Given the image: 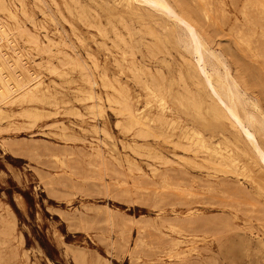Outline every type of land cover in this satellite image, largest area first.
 Returning a JSON list of instances; mask_svg holds the SVG:
<instances>
[{
	"label": "rangeland",
	"instance_id": "obj_1",
	"mask_svg": "<svg viewBox=\"0 0 264 264\" xmlns=\"http://www.w3.org/2000/svg\"><path fill=\"white\" fill-rule=\"evenodd\" d=\"M2 2L0 21L10 39L0 36L6 71L24 80L38 77L53 97L0 105V264H264V222L258 220H264V170L230 120L212 117L214 101L180 41L182 27L148 6L129 10L120 0ZM168 2L221 50L260 110L247 109L261 118L264 34L255 11L248 8L251 19L245 20V0H227L228 20L214 28L202 14L205 0ZM146 85L168 96L171 110L164 117ZM123 98L150 131L130 124L117 103ZM195 101L202 102L199 114ZM190 127L214 142L224 133L246 154L239 152L237 167L217 165L183 138ZM259 141L264 149V134ZM244 164L257 184L240 175Z\"/></svg>",
	"mask_w": 264,
	"mask_h": 264
},
{
	"label": "bare ground",
	"instance_id": "obj_2",
	"mask_svg": "<svg viewBox=\"0 0 264 264\" xmlns=\"http://www.w3.org/2000/svg\"><path fill=\"white\" fill-rule=\"evenodd\" d=\"M3 0H1L2 2ZM189 1V0H187ZM196 1V0H195ZM199 1V0H198ZM238 1V0H237ZM70 2V1H69ZM75 2V1H74ZM120 2L124 4L126 8L129 10H135L137 11L139 9V6H148L154 11H157L161 13L164 16H167L176 26L182 27V30L184 31V36L179 37L180 41L184 43L185 48L191 53L193 59H194V65L195 68L200 75V77L203 79L205 83V87L208 90L209 96L214 101V104L210 106V112L212 114V117L215 120L227 118L230 120L232 127L237 131L240 137H242L243 140L246 141V143L251 147L252 151L258 158V161L261 165V168L264 170V149L261 145V142L259 141V135L264 134V115H261V118L258 117V115L252 111H249L247 109V106L250 105L253 108L258 109L257 102L249 98L247 96V92L240 88L239 81L232 75L229 65L226 61L225 55L215 50L203 37V35L200 34L199 31L202 32V30H199L196 28V26L192 23V21L187 18L186 16L180 15L175 12L173 6L168 2V0H120ZM178 2V1H176ZM175 2V3H176ZM204 3V2H203ZM77 4V3H76ZM202 4V3H201ZM236 4V3H235ZM68 5V3H67ZM191 5V4H190ZM192 5L194 3L192 2ZM198 5V4H197ZM196 6V2L195 5ZM2 7L8 12V14L11 17H14V12L10 10L8 7H6L5 3L2 2ZM70 7V6H68ZM67 7V8H68ZM82 7V6H81ZM178 7L181 8L179 5ZM57 8V7H56ZM84 8V7H83ZM195 8V7H194ZM248 8H252L254 14L255 20L260 21L262 24L263 30L261 31L264 34V0H245L244 7L242 10V14L244 16V19L250 18V13L247 10ZM70 9V8H69ZM77 10V9H76ZM127 11V10H125ZM194 11V10H193ZM77 12V11H76ZM55 13V12H54ZM79 13V12H78ZM97 13V12H96ZM62 14V13H61ZM72 14V13H71ZM74 14V13H73ZM91 14V13H89ZM200 14V13H199ZM202 14L204 16V19L208 26L210 27H218L222 24H224L228 20V2L227 0H205V6L202 8ZM201 14V15H202ZM52 15V14H51ZM87 15V14H86ZM85 15V16H86ZM146 15V14H145ZM200 15V16H201ZM91 16V15H90ZM97 16V15H96ZM144 16V15H143ZM83 17V16H81ZM93 17V15H92ZM145 17V16H144ZM54 18V17H53ZM101 18V17H100ZM99 18V19H100ZM90 19V18H89ZM146 19V18H145ZM245 19V20H246ZM251 19V18H250ZM79 20V18H78ZM85 20V19H84ZM96 20V19H94ZM150 20V19H149ZM80 21H82L80 19ZM249 21V20H248ZM247 21V22H248ZM56 22V21H55ZM83 22V21H82ZM127 22V21H126ZM29 23V22H28ZM90 23H88L89 25ZM91 24H94L91 22ZM102 24V22H101ZM59 25V24H58ZM104 25V24H103ZM146 25V24H145ZM201 25V24H200ZM96 26V25H95ZM100 26V23H99ZM149 26V25H148ZM206 26V25H205ZM22 27V26H21ZM20 27V28H21ZM89 27V26H88ZM126 27V25H125ZM147 27V26H146ZM222 27V26H220ZM239 27V26H238ZM237 27V28H238ZM102 28V25H101ZM104 28V27H103ZM148 29V28H147ZM211 29V28H210ZM97 30V28H96ZM149 30V29H148ZM216 30V29H215ZM245 30V29H244ZM57 31V30H56ZM151 31V30H150ZM131 32V31H130ZM219 32V31H218ZM223 32V31H222ZM106 33V32H105ZM146 33V32H145ZM224 33V32H223ZM91 34V33H90ZM101 34V33H100ZM128 34V33H127ZM206 34V33H203ZM219 34V33H218ZM227 34H229L227 32ZM226 34V35H227ZM29 35V34H27ZM230 35V34H229ZM0 36L1 39H6L8 42L10 39L8 38L9 33L7 31L6 26L0 21ZM93 36V34H92ZM33 37V36H32ZM102 37V36H101ZM244 37V36H243ZM258 37V36H257ZM34 38V37H33ZM207 40L208 37L206 36ZM261 38V37H260ZM83 39V38H82ZM240 39L244 43H249V39H243L240 37ZM46 40L48 44H53V41L51 38L46 36ZM148 40V38H147ZM236 39L234 38V41ZM103 41V40H102ZM211 41V39H210ZM221 41V40H219ZM237 41V40H236ZM235 41V42H236ZM263 41V40H262ZM2 42V41H1ZM37 47L41 46V41L38 38H35L34 41ZM100 42V41H99ZM12 43V42H11ZM103 43V42H102ZM115 43V41H114ZM66 44V43H65ZM101 44V43H100ZM227 44V43H226ZM45 45V44H44ZM54 45V44H53ZM106 45V44H105ZM217 45V43H216ZM215 45V46H216ZM239 45V44H238ZM237 45V46H238ZM241 45V44H240ZM262 47L264 48V42L263 44L260 43ZM258 44V46H260ZM116 46V44H115ZM254 46V45H253ZM47 47V45H46ZM49 47V46H48ZM101 47V46H100ZM107 47V46H106ZM229 47V46H228ZM108 48V47H107ZM120 48V47H119ZM259 48V47H258ZM261 48V47H260ZM38 49V48H37ZM44 49V48H43ZM123 49V48H122ZM131 49V47H130ZM262 49V48H261ZM107 50V49H105ZM110 50V49H109ZM263 50V49H262ZM44 51V50H43ZM230 51V48H229ZM232 51V50H231ZM49 52V51H48ZM253 52V51H252ZM111 53V51H110ZM128 53V52H127ZM231 53V52H230ZM235 53V52H234ZM124 54V53H123ZM259 54V53H258ZM120 55V54H119ZM252 55V54H251ZM107 56V55H106ZM235 56V55H234ZM249 56V54H248ZM94 57V56H93ZM260 57L262 59V62L264 64V51L260 54ZM253 58V57H252ZM260 59V60H261ZM81 60V59H80ZM99 60V59H98ZM126 60V59H125ZM246 60V59H245ZM7 61L8 57L3 54L2 51H0V105L1 104H8L13 102V99L19 97L23 99H27L28 101L33 100H44L49 99L53 97V94L50 91V88L48 85H45L44 82L38 77H35L30 80H24L23 78H20L18 75L12 72H7ZM20 61V57L14 59L15 63H18ZM247 61V60H246ZM105 62V61H104ZM7 63V64H6ZM250 64V62H246V64ZM133 64V63H132ZM235 64V63H234ZM238 64V63H236ZM245 64V63H244ZM245 64V66H247ZM260 63H258L259 65ZM66 64L62 65L65 66ZM138 65V64H137ZM252 65V64H251ZM257 64H255L256 66ZM254 66V65H252ZM254 66V67H255ZM248 67V66H247ZM250 67V65H249ZM257 68H259L257 66ZM264 68L263 66L261 67ZM140 69V68H139ZM252 69V67H251ZM250 69V70H251ZM255 69V68H254ZM136 71V70H135ZM138 71V70H137ZM237 71V70H235ZM257 71V70H256ZM26 74L29 75L28 71H24ZM123 72V71H122ZM256 73V72H255ZM33 74V73H32ZM31 74V75H32ZM263 74V73H261ZM236 77H238L236 75ZM128 78V77H127ZM263 78V77H262ZM34 82L30 84V81ZM240 80V78H239ZM264 80V79H261ZM119 81V80H117ZM244 81V80H242ZM97 82V81H96ZM241 82V81H240ZM120 83V82H119ZM260 83V82H259ZM118 84V83H117ZM199 86V84L197 85ZM244 86V85H243ZM147 91L153 95L155 98H157V101L159 102V106L161 108V114L163 117L165 116L166 109L170 106L168 104V96L165 92L155 90L149 85H146ZM249 90V89H248ZM137 93V92H136ZM112 94V93H111ZM126 94V93H125ZM128 95V94H127ZM92 96V95H91ZM130 96V95H128ZM260 96V95H259ZM84 97V96H83ZM131 97V96H130ZM114 100V99H113ZM202 101V100H200ZM117 103L120 104L121 110L126 113L128 121L131 125H135L140 128V131L142 132H148L151 130L150 126H148L145 121L143 120L144 116L141 115V112H138L137 109H134L133 106L128 102L126 98H123L122 100H118ZM155 104V103H154ZM181 104L184 108L187 107V104L182 100ZM195 107V110L200 113L202 109V102L195 101L192 103ZM100 105V104H99ZM260 106V105H259ZM93 107V106H92ZM158 107V106H156ZM93 109V108H92ZM46 110V109H45ZM101 110V109H100ZM3 108L0 106V115L3 113ZM77 112V111H76ZM96 112V111H95ZM30 115V111L27 112ZM175 114V113H174ZM33 116V115H32ZM37 116V115H36ZM179 117V116H178ZM45 118V117H44ZM162 118V117H161ZM37 120V119H36ZM174 122V120H173ZM172 122V124H174ZM8 126V125H7ZM95 127V126H94ZM153 129V128H152ZM9 131V130H8ZM129 131V130H128ZM128 133V132H127ZM154 133V132H153ZM100 134V133H99ZM156 134V133H155ZM223 135V138L217 141H211L207 139V137L204 135L203 131L198 127H190L189 129H186L183 131V138H185L189 143L198 146L199 148H202L209 152V154L212 155V159L214 158L215 163L217 165L225 166V167H237L239 164V152L242 151L243 154H246L244 149L238 144L233 141L229 136L225 135L224 133H221ZM72 136V135H71ZM74 136V135H73ZM156 137V136H155ZM2 140V139H1ZM75 140V139H74ZM98 140V139H97ZM3 141V140H2ZM70 141V140H69ZM99 141V140H98ZM40 143V142H39ZM38 145V144H37ZM129 145V144H128ZM224 145V147H222ZM231 145L234 147L232 148ZM33 146V145H32ZM36 146V145H35ZM42 146V145H41ZM40 146V147H41ZM127 146V145H126ZM39 147V146H38ZM52 147V146H51ZM57 147V146H56ZM231 147V148H230ZM44 148V147H43ZM46 148V147H45ZM53 148V147H52ZM62 148V147H61ZM82 148V147H81ZM38 149V148H37ZM48 149V148H47ZM46 149V150H47ZM67 149V148H66ZM92 149L94 151L99 152L98 147H94L92 145ZM34 150V149H33ZM133 150V149H132ZM80 151V150H79ZM188 151V150H187ZM37 152V151H36ZM46 152V151H45ZM44 152V153H45ZM53 152V150H51ZM60 152V150H59ZM36 154V153H35ZM53 154H55L53 152ZM61 154V152H60ZM64 154V151H63ZM68 154V153H67ZM105 154V153H104ZM101 157V156H99ZM156 157V156H155ZM166 158V157H165ZM98 159V158H97ZM131 159V158H130ZM116 160V159H115ZM66 160H64L65 162ZM99 161V160H98ZM97 161V162H98ZM107 161V159H106ZM122 161V160H121ZM70 163V161H68ZM126 163V162H125ZM97 164V163H96ZM111 164V163H110ZM128 164V162H127ZM98 165V164H97ZM100 165V164H99ZM107 165V164H106ZM113 166V164H111ZM136 165V164H135ZM134 166V165H133ZM107 167V166H106ZM52 168V167H51ZM241 173L240 175L248 180H251L253 183L257 184V175L255 171L249 166V165H242L240 166ZM142 170V169H141ZM154 170V169H153ZM120 171V170H119ZM41 173V172H40ZM46 174V173H45ZM43 175V174H42ZM51 175V174H49ZM53 175V174H52ZM176 176V175H174ZM52 178V177H50ZM175 178V177H174ZM187 178V177H185ZM45 179V178H43ZM134 179V178H133ZM137 180V179H136ZM54 181V180H53ZM144 181V180H143ZM190 181V180H189ZM209 183V182H208ZM203 184V183H202ZM229 185L227 187H230V185H233L234 182L231 184H228L227 181L225 185ZM224 185V187H226ZM236 185V184H235ZM234 185V186H235ZM238 185V184H237ZM242 189H245L246 187L241 186ZM237 188V187H236ZM240 188V186H239ZM235 189V187L232 186V188L227 189L231 190ZM241 189V188H240ZM247 190V189H246ZM226 191V190H225ZM237 191V190H236ZM243 191V190H242ZM194 192V191H193ZM235 192V191H234ZM245 192V190L243 191ZM242 192V193H243ZM241 190H240V194ZM246 194L249 192H245ZM178 194V193H177ZM238 195V192L237 194ZM244 195V193H243ZM251 195V194H250ZM234 196V195H233ZM248 196V195H246ZM221 197V196H220ZM242 196L236 197L240 198ZM249 197V196H248ZM251 196L250 198H252ZM243 198V197H242ZM247 198V197H246ZM245 198V201H246ZM248 198V200L250 199ZM192 199V198H191ZM162 200V199H159ZM183 200V199H182ZM238 200V199H237ZM241 198L239 199V201ZM247 200V201H248ZM255 200H253L254 204ZM158 201V200H157ZM228 201V200H227ZM244 201V200H243ZM242 201V202H243ZM28 202V201H27ZM219 202V201H218ZM252 202V201H251ZM249 202V204L251 203ZM253 202L251 205H253ZM162 203V202H161ZM230 203V202H228ZM232 203V202H231ZM235 203V201H234ZM225 204V203H224ZM260 206H262V203H259ZM227 205V203H226ZM98 206V205H97ZM259 206V205H258ZM157 207V206H156ZM161 207V206H159ZM263 207V206H262ZM252 208V207H251ZM250 208V209H251ZM259 208V207H258ZM241 209V208H240ZM246 209V208H245ZM86 210V209H85ZM248 210V209H247ZM257 210V208H256ZM97 212L96 210H93ZM106 211V210H105ZM255 211V210H253ZM258 211V210H257ZM260 211V210H259ZM2 212V211H1ZM7 212V211H6ZM103 212V211H102ZM247 212V211H245ZM256 212V211H255ZM261 212V216L264 214ZM259 212V213H260ZM11 213V212H10ZM243 213V212H242ZM8 214V213H7ZM12 214V213H11ZM234 214V213H233ZM255 218H258V216H254ZM3 218V217H2ZM6 218V217H5ZM228 218V217H227ZM13 220V218H11ZM170 219V218H169ZM178 219V218H177ZM174 220V219H172ZM176 220V219H175ZM174 220V222H175ZM230 220V219H229ZM263 221L264 220H260ZM14 221V220H13ZM171 221V220H170ZM189 221V220H188ZM2 222V221H1ZM6 222V221H5ZM86 222V221H85ZM173 222V221H172ZM183 222V221H182ZM191 222V221H190ZM176 224V223H175ZM193 224V223H191ZM201 224V223H199ZM202 225V224H201ZM198 226V225H197ZM140 227V226H139ZM183 227V226H180ZM191 227V226H189ZM9 229V228H8ZM12 229V228H11ZM185 229V227H184ZM237 229V228H236ZM7 231V230H6ZM203 231V230H202ZM245 231V230H244ZM2 232V230H1ZM191 232V231H190ZM3 233V232H2ZM1 233V234H2ZM6 233V232H5ZM7 234V233H6ZM10 234V233H9ZM153 234V233H152ZM13 235V234H11ZM147 236V235H146ZM24 238V237H23ZM8 239V238H7ZM167 239V238H166ZM4 240V238H3ZM164 242V239H162ZM161 241V240H159ZM11 242V241H10ZM154 243V242H153ZM137 245V244H136ZM167 246V245H166ZM24 250V249H23ZM162 251V250H161ZM157 252V250H156ZM24 253V251H23ZM74 253V252H73ZM82 253V252H81ZM144 253V251H143ZM13 254V253H12ZM99 254V253H98ZM76 255V254H75ZM79 257L82 258V256ZM84 255V254H83ZM84 257V256H83ZM79 258V259H80ZM98 258V257H97ZM26 259V258H25ZM78 259V261H79ZM77 260V259H76ZM84 263V259H80ZM107 260V259H106ZM108 262V261H107ZM5 263V262H4ZM79 264V263H78ZM81 264V263H80Z\"/></svg>",
	"mask_w": 264,
	"mask_h": 264
}]
</instances>
